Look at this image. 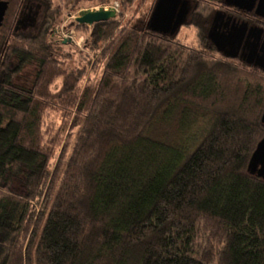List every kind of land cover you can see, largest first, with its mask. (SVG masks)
I'll list each match as a JSON object with an SVG mask.
<instances>
[{
  "label": "trees",
  "instance_id": "obj_1",
  "mask_svg": "<svg viewBox=\"0 0 264 264\" xmlns=\"http://www.w3.org/2000/svg\"><path fill=\"white\" fill-rule=\"evenodd\" d=\"M90 1L106 2L41 0L37 30L21 36L12 24L24 0H8L0 264H264V180L246 171L264 135L262 78L203 53L215 50L204 36L205 0L190 13L199 29L192 52L177 33L137 29L117 14L91 24L86 62L69 60L73 51L50 34L64 9ZM135 1L119 0L120 9ZM28 63L33 77L18 84L14 75ZM48 109L72 114L53 171L61 142L47 127Z\"/></svg>",
  "mask_w": 264,
  "mask_h": 264
},
{
  "label": "flooded vegetation",
  "instance_id": "obj_2",
  "mask_svg": "<svg viewBox=\"0 0 264 264\" xmlns=\"http://www.w3.org/2000/svg\"><path fill=\"white\" fill-rule=\"evenodd\" d=\"M6 1L8 6V0ZM188 2L190 5L188 22L190 23L194 0H188ZM203 2L207 8L211 7L208 9L203 28L207 43L214 47L220 57L259 73L264 78V0H218L217 2L205 0ZM43 8L44 4L41 0H24L12 24L13 31L21 36L32 35L39 26ZM213 33L220 37L231 36L232 44L223 45L220 50L216 49L210 39ZM7 43L8 38L4 39L1 45L0 38L1 51ZM226 53L234 55L230 56ZM16 61V57H13L9 64L15 66ZM17 76L18 73L14 75V79ZM263 108L264 102L262 111Z\"/></svg>",
  "mask_w": 264,
  "mask_h": 264
},
{
  "label": "rangeland",
  "instance_id": "obj_3",
  "mask_svg": "<svg viewBox=\"0 0 264 264\" xmlns=\"http://www.w3.org/2000/svg\"><path fill=\"white\" fill-rule=\"evenodd\" d=\"M58 1V0H55ZM153 3V0H136L133 2V4L127 9V10H121L119 5V0H106L103 4H98L95 1L85 2L79 6L76 10H67L64 9L62 11V14L59 18V21L55 24L53 27V30L50 34L51 38H53L55 41H59L60 43L64 42L65 47L73 51V57L69 60H76V62L84 63L87 60L82 57L81 55H88L83 47V41L85 40L86 36L89 33V29L91 25H87V30L84 31L82 29L76 28L75 17L78 15L79 11L85 10V9H98L99 7H103L104 9H108L110 7L114 8L116 10V15L121 14L122 15V21L128 22L129 25L135 26L137 29H141L142 26L146 24L147 19L149 17L150 12H148L149 8L151 7ZM202 4H204V7L206 8L207 5L202 1ZM202 7V5H201ZM211 7H208V9ZM187 22H188V16H187ZM184 23L180 26V28L177 31V40L184 44L185 48L192 52L193 49L199 48V37H198V28L193 25L192 23ZM73 23V25H71ZM81 25V24H80ZM205 55H209L212 57H220L219 54L212 50V48L209 49V51H203ZM89 57V56H88ZM94 58H91V61ZM90 65L88 64L87 67ZM36 69L35 63H28L26 64L21 71L18 73V76L14 79L15 82L18 84H28L33 77V73ZM248 70V69H247ZM250 71V70H248ZM252 72V71H251ZM254 74H258L259 77L262 78L261 86L264 89V78L261 76V74L256 73L253 71ZM89 76L94 77V80H96L97 75L93 74L91 71H89ZM87 74L83 78V82L86 79ZM134 79L137 78L139 82L143 81L144 79H147L146 74H134ZM58 84L56 83L54 86L56 87ZM45 121L47 123L48 129L51 130L53 134H57L59 136V140L61 143L58 145V148L54 152V156L52 159L51 169L54 170V166L58 165V158L60 155L61 150V144L65 141L66 137L68 136L69 123L72 118V114L70 116L63 115L60 110L57 109H48L45 111L44 114ZM68 152V151H67ZM56 168V167H55ZM62 168V166L60 167ZM61 170V169H60ZM57 183V182H56ZM14 189H16L18 192L23 191V185L20 179H17L14 183ZM54 194V192H51V196ZM37 209L40 208V204L37 205ZM17 213V209H6L3 212V217L1 218L3 221L11 222L13 214Z\"/></svg>",
  "mask_w": 264,
  "mask_h": 264
},
{
  "label": "water",
  "instance_id": "obj_4",
  "mask_svg": "<svg viewBox=\"0 0 264 264\" xmlns=\"http://www.w3.org/2000/svg\"><path fill=\"white\" fill-rule=\"evenodd\" d=\"M7 7L6 0H0V23ZM190 11L188 0H156L149 14L145 26L156 32L174 35L180 26L187 22ZM116 15V10L112 7L104 9H85L79 11L75 17L78 24L91 25L94 22L103 21ZM210 39L216 49L220 50L223 45H230L233 42L231 36L220 37L216 33ZM233 56L232 53H226ZM260 121L264 124V108L260 116ZM246 171L264 180V135L257 141L252 150L246 165Z\"/></svg>",
  "mask_w": 264,
  "mask_h": 264
}]
</instances>
